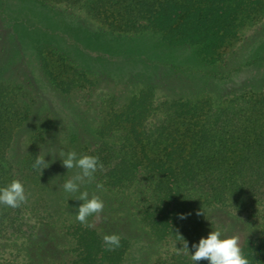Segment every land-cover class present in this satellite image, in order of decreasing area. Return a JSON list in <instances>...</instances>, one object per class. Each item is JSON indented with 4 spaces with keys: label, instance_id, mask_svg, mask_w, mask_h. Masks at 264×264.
I'll return each mask as SVG.
<instances>
[{
    "label": "rangeland",
    "instance_id": "1",
    "mask_svg": "<svg viewBox=\"0 0 264 264\" xmlns=\"http://www.w3.org/2000/svg\"><path fill=\"white\" fill-rule=\"evenodd\" d=\"M148 88L155 105L204 96L215 105L233 97L244 103L245 92L264 93V6L218 59L206 61L195 45H170L150 31H113L62 2L0 0V102L15 106L20 124L12 132V157L19 164L33 161V155L51 161L41 180L28 186L24 231L0 245V264H71L82 201L63 184L79 170H67L59 153L129 151L121 127L114 125L123 123H112L104 134L100 128ZM151 111L147 124L162 116ZM97 183L103 187L97 189ZM84 190L105 205L88 224L101 236L127 238L122 264H195L190 252L178 254L182 247L157 239L141 221L137 191L107 186L95 174ZM213 230L239 236L244 251L249 240L264 236V215L239 216L214 206L205 216L204 237Z\"/></svg>",
    "mask_w": 264,
    "mask_h": 264
},
{
    "label": "trees",
    "instance_id": "2",
    "mask_svg": "<svg viewBox=\"0 0 264 264\" xmlns=\"http://www.w3.org/2000/svg\"><path fill=\"white\" fill-rule=\"evenodd\" d=\"M49 1L82 8L113 31H150L170 45H195L206 61L218 59L224 45L237 39L264 6V0ZM152 91L141 90L123 113L100 128L104 134L112 123H123L114 125L121 127L131 148L123 154L100 148L93 156L104 167L95 175L107 186L137 191L141 221L151 233L157 239H170L176 247H183L185 240L194 254L192 245L205 238V216L214 206L239 216L264 215V93L248 96L245 92L242 96L248 101L244 103L233 97L215 105L204 96L155 105ZM151 110L162 116L147 124ZM18 115L14 105L0 102V188L18 179L27 192L43 172L31 167L36 155L23 164L12 157ZM27 214L26 204L15 209L0 205V245L23 233ZM181 214L186 219H180ZM74 236L76 253L71 264H122L129 248L127 238L120 236L121 246L107 251L103 236L81 223ZM243 252L250 264H264V236L249 240Z\"/></svg>",
    "mask_w": 264,
    "mask_h": 264
},
{
    "label": "clouds",
    "instance_id": "3",
    "mask_svg": "<svg viewBox=\"0 0 264 264\" xmlns=\"http://www.w3.org/2000/svg\"><path fill=\"white\" fill-rule=\"evenodd\" d=\"M63 159L62 164L67 170L78 169L71 178L64 184L63 189L66 193L74 194L79 192L78 201L82 203L78 207L76 220L91 227L88 224L90 216H99L104 211V201L98 195H91L87 190L80 191L81 186L85 183H91L94 180V174L98 169H103L104 165L100 162L98 156L82 155L78 156L77 152L59 153ZM51 161H45V155L38 156L32 167L42 172L50 166ZM97 189H101L102 184L97 183ZM29 193L26 192L24 184L14 179L7 186L0 188V205L10 208H19L27 203ZM180 219H186L184 214H181ZM182 238V237H181ZM183 239V238H182ZM183 247L178 251L189 252L187 241L183 240ZM103 243L107 251H114L121 246V237L117 234L103 236ZM195 249L194 254H191V260L198 264L200 261H208L209 264H250L249 258L243 252L241 247L240 237L237 235L223 236L220 230L211 231L207 238H201L198 245L193 244Z\"/></svg>",
    "mask_w": 264,
    "mask_h": 264
}]
</instances>
